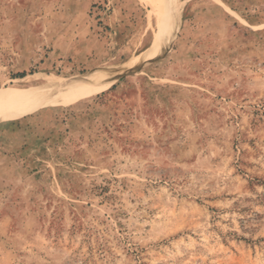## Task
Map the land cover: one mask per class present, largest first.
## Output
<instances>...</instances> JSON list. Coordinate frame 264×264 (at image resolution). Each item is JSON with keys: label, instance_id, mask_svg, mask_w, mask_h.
<instances>
[{"label": "rangeland", "instance_id": "374dc122", "mask_svg": "<svg viewBox=\"0 0 264 264\" xmlns=\"http://www.w3.org/2000/svg\"><path fill=\"white\" fill-rule=\"evenodd\" d=\"M0 0V91L118 72L0 115V264H264V0Z\"/></svg>", "mask_w": 264, "mask_h": 264}, {"label": "bare ground", "instance_id": "6f19581e", "mask_svg": "<svg viewBox=\"0 0 264 264\" xmlns=\"http://www.w3.org/2000/svg\"><path fill=\"white\" fill-rule=\"evenodd\" d=\"M150 7L156 30L149 46L137 61L163 50L179 17L180 0H144ZM118 72L99 74L78 82L55 76L35 75L20 79L27 88L0 91V115H20L34 112L42 107H69L84 102L115 83Z\"/></svg>", "mask_w": 264, "mask_h": 264}]
</instances>
